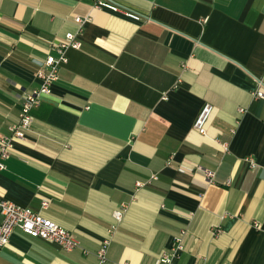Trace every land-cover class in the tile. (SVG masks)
<instances>
[{"label": "crops", "instance_id": "obj_1", "mask_svg": "<svg viewBox=\"0 0 264 264\" xmlns=\"http://www.w3.org/2000/svg\"><path fill=\"white\" fill-rule=\"evenodd\" d=\"M117 2L142 19L95 0H0V136L40 87L53 43L89 18L0 171V198L80 246L15 231L0 264H100L106 240L102 264H156L178 237L169 264H264V98L253 96L264 90V0Z\"/></svg>", "mask_w": 264, "mask_h": 264}, {"label": "built area", "instance_id": "obj_2", "mask_svg": "<svg viewBox=\"0 0 264 264\" xmlns=\"http://www.w3.org/2000/svg\"><path fill=\"white\" fill-rule=\"evenodd\" d=\"M95 6L102 9L110 10L114 13H121L127 18L133 20H141L142 15L138 12L120 5L117 0H95ZM75 22L78 25L76 33L67 32L65 37L53 43V52L49 53L41 64L37 72L38 78L41 80L40 87L33 92L25 95L21 103L20 117L17 123L9 127L10 133L0 136V171L7 169V160L11 157L14 148L13 142L15 138H24L26 133L30 130L34 121V110L40 105V96L42 93H49L51 91V84L58 78L60 68L69 61L68 51L71 49L80 50L83 46L79 39V34L84 30L85 23L89 18L76 16ZM253 96L256 98H264V90L257 89ZM214 106L210 103H205L201 109L195 123L194 128L202 135L207 134V123L212 115ZM240 111L244 110L240 108ZM251 166H255L253 158H249ZM207 176H212L211 171L203 170ZM152 178H157L153 175ZM141 182L137 186H142ZM49 201L43 200L41 203L42 210L49 207ZM125 206L119 207L114 216L116 220L120 221L123 218ZM15 231H21L24 234L39 238L46 241H51L61 245V247L70 252L79 247L80 241L75 237L72 231L61 226L51 218L42 214L41 211H35L32 208L17 205L13 202L0 198V246L9 243L11 235ZM109 240L101 243L98 250V257L100 264L107 260V249ZM183 248L182 238L176 239V245L171 252H163L156 264H169L173 261L179 250ZM84 252H88L84 249Z\"/></svg>", "mask_w": 264, "mask_h": 264}]
</instances>
